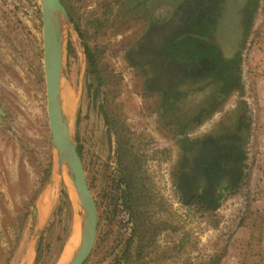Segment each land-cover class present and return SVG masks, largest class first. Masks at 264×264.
I'll list each match as a JSON object with an SVG mask.
<instances>
[{
	"label": "rangeland",
	"instance_id": "obj_1",
	"mask_svg": "<svg viewBox=\"0 0 264 264\" xmlns=\"http://www.w3.org/2000/svg\"><path fill=\"white\" fill-rule=\"evenodd\" d=\"M180 1L70 0L73 16L63 6L70 20L71 15L82 28H89V36H97L98 43L107 47L106 64L122 76L116 114L143 139L141 148L148 156L147 170L154 195L167 202L172 218L166 219L171 226L179 225L189 234L187 248L191 258L204 259L228 247L223 264H241L249 230L240 224L249 200L254 199V209L264 213V0H258L250 17L239 78L223 109L229 112L238 105L245 110L249 122L239 178L231 182L218 204L204 212L183 206L177 188L179 148L182 139L196 142L208 136L224 113L218 112L210 120L207 112L200 114L206 104L204 92H183L178 97L165 98L160 82L153 80L161 71L152 72L157 61H146L149 50L133 53L142 40L158 34L153 26L165 22L161 34L169 32L166 30L174 22ZM93 17L110 25L106 38L102 39L97 29L91 27ZM67 31L62 83L69 85L72 105L64 114L98 213L95 246L84 264H122L124 242L132 225L122 209V189L113 197L118 167L116 138L107 125L104 91L87 71L83 40L74 26ZM223 32L229 35V26ZM177 47L194 48L189 42ZM43 59L39 1L0 0V106L4 113L0 120V264H34V249L41 238L39 264H67L79 244L78 232L70 255L63 259L71 227L68 192L80 209L71 181L68 187L61 182L44 189L51 182L53 151ZM177 59L173 71L190 66L186 56ZM144 65L150 66L147 72L152 73L146 74ZM259 120L263 123L261 130L255 127ZM107 230L114 233H108V237ZM173 232L169 230L160 236L161 248H172L179 241L181 234ZM193 244L197 247L192 248ZM171 264H180V257Z\"/></svg>",
	"mask_w": 264,
	"mask_h": 264
},
{
	"label": "flooded vegetation",
	"instance_id": "obj_2",
	"mask_svg": "<svg viewBox=\"0 0 264 264\" xmlns=\"http://www.w3.org/2000/svg\"><path fill=\"white\" fill-rule=\"evenodd\" d=\"M250 3L251 0H181L174 22L166 30L169 32L161 34V26L165 25L161 22L152 27L158 34L142 40L133 50L135 54L149 50L146 61H157L152 72L161 71L153 80L160 82L162 87L157 85L163 88L165 98L178 97L183 92H204L206 104L200 114L207 112L210 120L216 113H224L208 136L196 142L182 139L179 148V184L184 179L185 188L196 191L199 196L206 194L211 200L225 197L231 182L239 178L238 169H241L249 131L244 109L238 105L229 112L223 109L239 78ZM227 13L233 20L229 35L223 32ZM186 42L194 48L177 47ZM180 56H186L190 66L173 71L172 65ZM148 67L144 65L146 74L152 73L147 72Z\"/></svg>",
	"mask_w": 264,
	"mask_h": 264
},
{
	"label": "trees",
	"instance_id": "obj_3",
	"mask_svg": "<svg viewBox=\"0 0 264 264\" xmlns=\"http://www.w3.org/2000/svg\"><path fill=\"white\" fill-rule=\"evenodd\" d=\"M69 14L73 16L70 7V0H61ZM72 6V4H71ZM258 6V0H251L248 9V24L250 17ZM109 6H107L108 8ZM71 22L79 37L83 40L84 54L87 61V71L98 81L99 87L103 89L105 96V114L107 125L116 138L117 154V182L115 184L113 197H116V191L122 189L123 197H120L122 209L128 216L132 225L131 234L125 239L124 250L120 261L122 264H171L177 262L180 257V264H223L228 253V247L221 248L214 253L203 257L191 258L187 244L189 234L182 231L179 225L174 228L172 223L168 222L166 216L172 218L167 202L154 195L151 178L148 174L147 163L148 156L145 150L141 148L143 139L131 132L124 121L117 116L116 101L119 99L122 90V76L112 70L105 62L107 47L98 43L97 36H89V28H82L80 22ZM92 28H96L100 37L106 38L111 31L110 25L102 22L101 19L94 18ZM248 33V28H247ZM246 33V34H247ZM259 119V118H258ZM257 119V120H258ZM260 120L258 121V123ZM255 125L257 130L263 128V123ZM254 124V122H252ZM49 153L50 150H49ZM242 162V157H241ZM240 162V163H241ZM53 169V159L51 165V177ZM241 170V169H238ZM43 188V187H42ZM178 191L183 199V206L188 209L194 207L198 211L204 212L210 210L218 204L221 197L211 200L208 195L199 196L196 191L185 188L184 179L177 185ZM41 190V189H40ZM65 193V192H64ZM65 197L67 195L65 193ZM113 199V198H112ZM246 208L245 219H242L240 226L249 230V239L247 241L244 258L241 264H264V213L255 210L257 203L254 199L249 200ZM67 210L71 215L72 222V204L68 195ZM68 212V213H69ZM165 216V218H164ZM26 215L22 218V225ZM180 233V239L173 243L172 248H161L159 244L160 236L167 231ZM108 236L114 233L112 230L105 232ZM109 237V236H108ZM42 238L37 248V255L34 264H39L41 259ZM192 248L197 245L193 244ZM191 250V248H190Z\"/></svg>",
	"mask_w": 264,
	"mask_h": 264
},
{
	"label": "water",
	"instance_id": "obj_4",
	"mask_svg": "<svg viewBox=\"0 0 264 264\" xmlns=\"http://www.w3.org/2000/svg\"><path fill=\"white\" fill-rule=\"evenodd\" d=\"M38 1L41 8L43 25V70L51 145L58 152L59 161L65 162L68 166L73 193L81 209L79 214V244L67 264H84L95 246L98 213L95 200L88 187L83 164L71 135L69 121L64 114L63 102L60 97V82L65 77L64 34L73 24L60 0ZM60 20L63 21L66 32L61 31ZM3 114L0 106V120ZM50 185L51 182L49 180L44 189L46 190ZM40 240L36 242L34 249L36 255Z\"/></svg>",
	"mask_w": 264,
	"mask_h": 264
},
{
	"label": "bare ground",
	"instance_id": "obj_5",
	"mask_svg": "<svg viewBox=\"0 0 264 264\" xmlns=\"http://www.w3.org/2000/svg\"><path fill=\"white\" fill-rule=\"evenodd\" d=\"M228 16H229V13H227L226 17H228ZM229 19L232 20V18L228 17V20H226L225 24L223 25L224 29L229 26ZM59 25H60L61 31L66 32L65 25H64L63 21L60 20ZM43 47H44V45H43ZM69 94H71L70 89H69V85H65L61 81L60 82V97H61V99L64 100L63 109L65 112L66 111L69 112V109L72 105L71 99L69 98ZM52 151H53V169H52V174L50 177L51 184L54 186V185H58L59 183L63 182L64 186L68 187L69 181H71L68 166L65 162L59 161L58 152L56 150H54L52 148ZM71 183H72V181H71ZM70 186H71V188H73V185H70ZM68 195H69V198H70V201L72 204V222H71L70 231L68 233L69 238H68L66 248L64 251L63 259L65 257H67L68 255H70L73 244H75L76 235L79 232V223H80L79 214L81 212V209H79V208H77V206H75V203L72 199V194L70 192H68Z\"/></svg>",
	"mask_w": 264,
	"mask_h": 264
}]
</instances>
